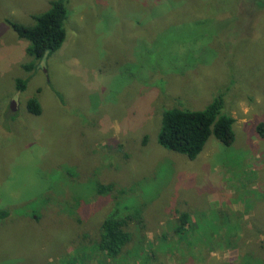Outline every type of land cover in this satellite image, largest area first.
<instances>
[{
  "label": "rangeland",
  "instance_id": "rangeland-1",
  "mask_svg": "<svg viewBox=\"0 0 264 264\" xmlns=\"http://www.w3.org/2000/svg\"><path fill=\"white\" fill-rule=\"evenodd\" d=\"M52 1L0 0V264H264V0H65V44L28 72L6 20L34 25ZM220 93L230 147L159 145L165 110ZM113 213L133 234L115 260L96 248Z\"/></svg>",
  "mask_w": 264,
  "mask_h": 264
},
{
  "label": "trees",
  "instance_id": "trees-1",
  "mask_svg": "<svg viewBox=\"0 0 264 264\" xmlns=\"http://www.w3.org/2000/svg\"><path fill=\"white\" fill-rule=\"evenodd\" d=\"M68 3L65 0H54L51 7L43 14L33 17L35 24L28 26L22 23L6 20L19 39L27 40L29 47L27 53L31 56L30 65L24 68L31 72L37 63L48 56H53L65 44L67 38L66 21L68 20ZM29 78H17L16 88L23 92ZM59 99L63 95L55 91ZM225 99L223 93L216 96L204 109L191 110L172 108L165 110L162 117L161 130L158 137L159 145L175 154L183 155L189 160H195L204 151L211 138L220 141L224 146L230 147L236 141L234 124L236 119L225 113ZM26 110L33 116H42L43 107L38 98H31L27 102ZM11 111H13L11 109ZM14 112V111H13ZM257 135L264 140V122L256 128ZM147 140V139H146ZM146 140L143 142L146 144ZM100 194L114 191L113 184H100L97 186ZM189 211V212H187ZM190 210L177 213L178 224L175 228L180 235L184 230V249H188L185 239L190 229L192 215ZM9 215V212L0 210V219ZM129 217H121L117 213L110 214L102 223L97 249L108 258L115 260L124 248L132 242L133 234L129 227ZM181 238V237H180Z\"/></svg>",
  "mask_w": 264,
  "mask_h": 264
},
{
  "label": "water",
  "instance_id": "water-1",
  "mask_svg": "<svg viewBox=\"0 0 264 264\" xmlns=\"http://www.w3.org/2000/svg\"><path fill=\"white\" fill-rule=\"evenodd\" d=\"M13 111H15V103L13 102V108H12Z\"/></svg>",
  "mask_w": 264,
  "mask_h": 264
},
{
  "label": "bare ground",
  "instance_id": "bare-ground-1",
  "mask_svg": "<svg viewBox=\"0 0 264 264\" xmlns=\"http://www.w3.org/2000/svg\"><path fill=\"white\" fill-rule=\"evenodd\" d=\"M11 108H13V103H12V107Z\"/></svg>",
  "mask_w": 264,
  "mask_h": 264
},
{
  "label": "clouds",
  "instance_id": "clouds-1",
  "mask_svg": "<svg viewBox=\"0 0 264 264\" xmlns=\"http://www.w3.org/2000/svg\"><path fill=\"white\" fill-rule=\"evenodd\" d=\"M245 111H247V109H245Z\"/></svg>",
  "mask_w": 264,
  "mask_h": 264
}]
</instances>
